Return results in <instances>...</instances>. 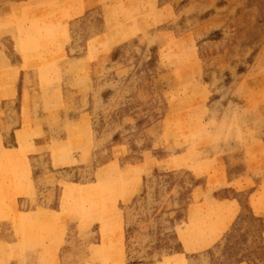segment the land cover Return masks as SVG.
<instances>
[{
  "label": "rangeland",
  "instance_id": "obj_1",
  "mask_svg": "<svg viewBox=\"0 0 264 264\" xmlns=\"http://www.w3.org/2000/svg\"><path fill=\"white\" fill-rule=\"evenodd\" d=\"M0 264H264V0H0Z\"/></svg>",
  "mask_w": 264,
  "mask_h": 264
},
{
  "label": "crops",
  "instance_id": "obj_2",
  "mask_svg": "<svg viewBox=\"0 0 264 264\" xmlns=\"http://www.w3.org/2000/svg\"><path fill=\"white\" fill-rule=\"evenodd\" d=\"M27 205H28V203H27Z\"/></svg>",
  "mask_w": 264,
  "mask_h": 264
}]
</instances>
